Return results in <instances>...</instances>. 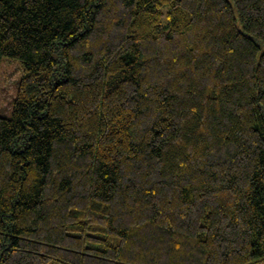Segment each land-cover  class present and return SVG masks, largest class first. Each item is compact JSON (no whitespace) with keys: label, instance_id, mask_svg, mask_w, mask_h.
I'll return each mask as SVG.
<instances>
[{"label":"trees","instance_id":"obj_1","mask_svg":"<svg viewBox=\"0 0 264 264\" xmlns=\"http://www.w3.org/2000/svg\"><path fill=\"white\" fill-rule=\"evenodd\" d=\"M0 264L264 260V0H0Z\"/></svg>","mask_w":264,"mask_h":264},{"label":"rangeland","instance_id":"obj_2","mask_svg":"<svg viewBox=\"0 0 264 264\" xmlns=\"http://www.w3.org/2000/svg\"><path fill=\"white\" fill-rule=\"evenodd\" d=\"M21 77L20 62L0 56V117H11ZM255 264H264V260Z\"/></svg>","mask_w":264,"mask_h":264}]
</instances>
